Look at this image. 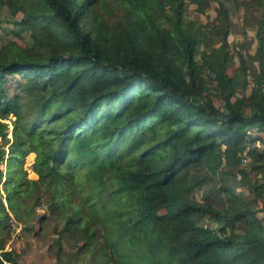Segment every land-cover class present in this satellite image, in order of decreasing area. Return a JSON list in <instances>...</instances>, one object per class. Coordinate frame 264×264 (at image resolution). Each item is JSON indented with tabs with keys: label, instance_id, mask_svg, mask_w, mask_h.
Masks as SVG:
<instances>
[{
	"label": "trees",
	"instance_id": "1",
	"mask_svg": "<svg viewBox=\"0 0 264 264\" xmlns=\"http://www.w3.org/2000/svg\"><path fill=\"white\" fill-rule=\"evenodd\" d=\"M6 1L0 24L25 46L0 56L4 143L12 125L7 155L0 141V264H21L5 244L11 215L33 229V216L17 212L32 192L47 194L50 211L70 212L66 227L82 206L114 218L117 230L116 219L133 216L115 232L119 243L136 244L129 249L142 264H264V146L256 144L264 143V0H234L255 25L252 52L245 35L229 44L225 0ZM214 1V18L186 17L188 3L201 15ZM239 71L253 73L251 100ZM12 77L21 82L11 91ZM29 82L44 92L41 102ZM27 105L45 116L51 106L74 111L55 118L57 131L34 149L35 180L9 173L28 152L20 137L34 143L44 128L21 123ZM54 230L60 260L62 231ZM237 242L247 245L230 253Z\"/></svg>",
	"mask_w": 264,
	"mask_h": 264
},
{
	"label": "rangeland",
	"instance_id": "2",
	"mask_svg": "<svg viewBox=\"0 0 264 264\" xmlns=\"http://www.w3.org/2000/svg\"><path fill=\"white\" fill-rule=\"evenodd\" d=\"M228 8H230L231 19H232V27L230 29V33L228 35V42L230 45H233L235 42L243 40L244 35L247 37L246 47L248 48V52H252L254 49V39H255V25L253 23L245 22V11L242 7L236 8L234 5V0H225ZM6 0H0V5L4 9L3 15L6 14L7 8ZM218 7L217 2H212L210 7L203 14H199L195 11V5L188 3L186 17L188 19L193 20L195 17L200 18L201 20L212 19L216 16V8ZM16 16H21V13H17ZM252 41V42H251ZM24 47V41L10 32L9 27L7 25L0 24V56L6 57L12 48ZM239 61L237 57L234 56L233 61L230 63L229 68L227 69L229 74L233 73V70L237 67ZM253 73L250 71L247 76L244 75L242 71L237 72L238 80L243 81L247 78V84L245 89L246 96L251 100L253 98V91L255 89V85L252 81ZM9 83L6 85L8 90H14L16 85L18 84L19 77H12L9 79ZM21 82V80L19 81ZM29 87H34L35 93L34 98L38 102H41V99L44 97V92L40 90L39 87H36V84L33 82L28 83ZM39 89V90H38ZM216 105H220L219 100H215ZM28 106V105H27ZM36 107L33 108V105H29L27 109H24L21 112V123L27 124L28 122L36 123L35 126H44V128L40 131H36V141L32 143V138L20 137V142H24V148L26 147L27 153H25V149L21 151L22 155V163L20 167L16 164L13 169L9 172L12 175L24 174L29 179H37L38 174L34 170V162L37 157V152L42 151L41 142L42 137H45V132H55L58 127L55 122V118L58 120H67L70 118L74 111L72 109L64 110V108H59L56 106H51L47 112V116L40 115L41 113H35ZM10 120V119H9ZM11 121V120H10ZM8 122L7 129V142L4 143V140L1 138L5 149V155L9 150L10 144L12 142V125L11 122ZM10 124V125H9ZM264 136V135H263ZM264 138V137H263ZM257 145L260 147L264 146V143L257 142ZM13 145V144H12ZM104 150H101L104 153ZM25 154V155H24ZM248 160V159H246ZM243 160V161H246ZM20 164V163H19ZM0 168L3 174H6V158L0 163ZM258 178V176H257ZM256 181L255 177L250 178V184ZM56 188V187H55ZM46 193L42 192L40 199L36 197L35 193H30L29 196L20 198L18 200V214L23 218L27 216H33L31 221L34 224L33 229H31L26 221L18 222L15 215L11 213V209L9 210L12 217V231L10 237L8 238L5 248L10 249L13 248L19 252V262L21 264H65L66 261H70L69 264H142L141 260L137 258V256L132 257V253L130 252L129 247L123 242L119 243V238L116 234L117 227H114V218L107 217L101 212H88L85 206H82L80 209H77L75 213L74 220L69 224V227H66L64 224L65 217L70 213L67 212L63 214L60 210L55 207L53 211H50L47 200ZM196 198L201 200L202 193L198 191L195 193ZM221 204V203H217ZM76 206H74L75 210ZM131 217L122 216L121 220L116 219L119 225V231L122 229V223L127 221L128 219H132ZM106 220V222H105ZM105 223V228L99 226L101 223ZM208 223L215 226V223L208 220ZM58 229L62 231V245L64 252L62 253V257L58 260L54 254L53 246H56V239L59 236L58 231L54 230ZM117 230V231H118ZM88 234H86V232ZM87 244V248L83 251H80L78 245ZM247 243H234L229 247V252L234 254L238 252L240 249L244 248ZM134 248H131L132 251H136V244H133ZM96 248V249H94ZM79 251L77 257H75V253ZM79 256H81L79 258ZM124 257V259H122Z\"/></svg>",
	"mask_w": 264,
	"mask_h": 264
}]
</instances>
